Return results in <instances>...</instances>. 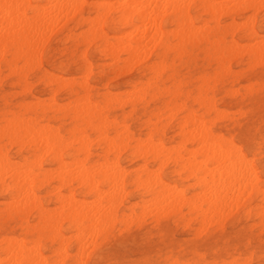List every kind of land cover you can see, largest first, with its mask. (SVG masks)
Returning a JSON list of instances; mask_svg holds the SVG:
<instances>
[{
	"label": "rangeland",
	"instance_id": "obj_1",
	"mask_svg": "<svg viewBox=\"0 0 264 264\" xmlns=\"http://www.w3.org/2000/svg\"><path fill=\"white\" fill-rule=\"evenodd\" d=\"M48 1L41 0L40 4L42 6L45 4L46 6L44 7L50 5L49 8L53 9L54 5L51 6L53 2L49 3ZM81 1L76 0L68 5L73 6V3L78 2L74 4V6L77 5L75 6V9H77L75 12L72 6H70L72 9L64 6V9L67 8L65 10L66 14L64 15L63 13H65V11L62 8L64 18L62 17L63 15H58V21L61 17L65 20L70 11L68 8L72 10L70 12L71 14L67 16L66 21H62L61 18L62 24L61 21H59L60 25H57L58 27L56 26L54 28L53 26L57 23L54 24L52 21L54 25L51 27V23L49 28L51 27L50 30L54 32L52 31L51 35L49 31V36L48 32H46L49 28L45 29V32L43 31L45 35L47 34L46 37L48 36V39L43 36L40 40L41 42L37 41L35 45L36 47L40 46L39 49L37 48L38 50H36V60L38 61L33 59L28 66H25V60L9 63L12 57L11 55H7V60L0 63V119H3L2 121L0 120V127L5 124L6 119H11L12 116L29 119L31 112L26 109L25 106L28 104L34 105V107H37V113L35 115L33 114L34 122L37 124L36 127L49 125L48 127L59 131L62 136L66 138L69 137L68 143L72 149L71 154L64 155L62 159L63 162L69 165L67 168L74 163L70 167L74 169V167H78V163L85 157L84 154H77V152H75L74 148L78 147V141L71 140L70 138L72 129L78 125L79 122H75L69 115H63L62 112L53 110H49L45 119H43L40 115V110L45 104L50 105L56 103L57 105H69L70 102L76 98L75 92L77 91L79 96L84 93L88 94L87 96L90 97V102L92 101L91 106L93 102H95L94 106L97 108L106 106L103 108V112L109 116V120L116 121V126L119 127V129L124 128L123 126H127L126 128H128L130 132L132 131V137L134 138L146 139L152 127L151 123H155L158 131L154 135V141H158V143L161 141L165 148H169L172 151L170 155L167 156L169 159H167L166 156L161 160H153L148 156L147 158H143L142 156L140 157L139 154L136 155V153H134L135 144L134 142H130L127 148L126 146H121L122 150H124H121L119 157L117 156V158H115L116 154L112 152H109V154L105 153L98 139L94 140L95 136L91 130L85 128L88 140L92 139V141H94L93 143L87 140V143H91L88 145V162L94 164L95 162H107L108 160L107 163L111 164L118 160V164L125 169L123 186L126 192L123 191L124 194L122 193L121 196L114 200V204L108 203L106 199L96 201L86 187L76 182L72 185V193L75 195V198L79 200L81 206L90 208L91 213L95 211V204L101 203L100 205H104V211L107 212L106 215L111 214V218L105 219L102 221V224H100V222L96 223L97 229H95L96 227L93 228L95 225H93L92 221L89 219L84 220L82 223L80 222V224L78 220L73 221L71 218L63 217L62 220L60 219L58 222L59 232L63 235V244L66 245L65 248L63 245L62 249L60 248V243L52 239L53 231L47 228L44 229L42 241L37 244L39 247L34 244L33 240L36 236V230L39 228L38 214L36 211L24 214H16L14 212L7 214L3 212V214H0V263L3 264V262H5V264H7V262H9L6 261L9 260V255L4 251L3 247H5V242L3 239L6 237H14V240L20 242L24 239L22 242H26V247L32 245L28 247L29 249L32 247L39 248L44 261H46V263L48 262L47 264H57L62 261L60 259H63L62 264H83V262L84 264H144V262L147 261H154L155 264H264V208L262 207V205L264 206V194L262 192L250 194V192L248 193V191H250L248 187L247 192H242L243 194L245 193L244 196H238L241 199L243 197V201H240V198L238 201L236 197V205L242 202L237 205L236 210L233 208L236 206L235 203H233L234 200H231V203L234 205L225 203L227 206L230 205L228 208H226L227 206L224 204L223 207L225 209H222V212L226 210L224 213L227 214L228 212L229 217L224 213L222 216L220 213H215L216 215L211 213L212 215L210 214L208 216L209 218L206 217V219L203 214L199 213L201 209L198 208L197 205L196 208L195 204L193 205V203H198V205H200L198 195L201 193V188L197 183V177H199L201 173L195 170L198 166L197 162L202 160L199 153L194 155L196 156L194 159L195 162L193 161V163H191L192 165L197 163V166L195 165L196 168H193L194 166L191 167V169L179 167V164L181 165V163L184 162V157L187 156L188 158L192 156L189 149L192 151V149L197 150L199 147H197V144L194 142H183L184 139L182 134L184 131L182 132L180 125L189 110L194 113L206 112V114H208V117H206V120H208V127L210 125L209 128H211L218 137H220L219 135H223V139L227 138L226 141H231L237 149L240 148L239 152H241V154L243 153L247 161L243 167L245 168L247 163L250 162L247 167L251 165L249 168L257 173L259 179H261L260 188L264 189V153L261 152V140H264V53L260 57L252 56L248 52L249 46L247 47L248 43L251 44L250 47L256 45V41L253 39L254 33L258 35L257 41L260 39L261 41L264 40V7L261 9H245L238 11L234 15V21H236L238 26L223 34V41L225 44L220 43L219 51L210 42L199 41L198 44L193 43L187 46L182 52L180 48L174 47L176 40L170 35V47L165 51L166 54L163 59H161L162 56H160V53L164 50L161 48H154L150 45L152 49L149 48L147 50L148 55L141 56L139 61L134 60L127 64L117 65L115 64L117 57L123 59L126 58L127 55L123 52H120L118 55L108 54L103 47L104 42L100 35L105 34L103 35L104 38L109 39L111 42H116L120 38L119 31L131 29L129 25L124 26L119 23V11L115 9V7L118 8L117 2L119 5L120 0ZM107 1L108 6L110 4L112 6L107 7ZM234 1L235 0H225L224 2L230 5ZM45 2L48 3L46 4ZM31 3L35 4L36 2L35 0H31ZM79 3L82 6H78ZM105 4L106 6L104 7ZM110 7L113 9H110ZM48 9L45 8L44 10L46 11ZM104 10H110L107 21L100 18L97 19L96 16L97 12H102ZM52 11L54 10H51V12ZM51 12L49 14H44L50 15ZM190 14L193 18H196V25L199 24V26L203 24V19H210L200 7H193ZM31 16L32 13L28 12L27 17ZM54 16L52 19L57 22ZM59 16L61 17L59 18ZM249 16L253 18L252 28L242 30L240 26L245 23L246 17ZM172 19L173 17L167 16L163 22V28L168 32L176 28ZM231 21L232 18L223 16L220 20V25H226ZM95 23L98 26H96ZM232 40L236 41L237 45L239 43L237 47L239 50H230ZM122 42L124 43V41H120L118 44L120 48L125 46V43L124 45L121 44ZM41 43H43L42 46L40 45ZM245 47H247V49ZM221 50H223V52H221ZM38 52H40V56ZM87 64L90 65L92 72L89 76H83L85 75L84 68ZM14 65H16V69H13ZM159 68L162 71L159 70ZM52 77H57L63 82L74 80L75 85L73 86V90L51 83L50 78ZM84 77L86 80H82ZM82 81L87 83V91L78 85ZM145 82H147L148 86H146ZM135 87L138 88L136 89ZM199 93L206 95L207 100L205 103H201V101L198 100ZM136 94H140L142 98H138L139 96ZM106 99H110V101L108 100V103H105V101H107ZM123 118L124 120L122 121ZM214 119L215 122L213 121ZM121 122H123L124 125ZM4 140H2V143L6 141ZM178 144L182 146L179 147ZM4 146L13 162L20 163V156L28 155V148L20 149L16 144L6 143ZM227 146L231 147L228 144ZM106 158L107 160H105ZM43 161L44 168L52 169L53 179L50 180L48 185L39 187L36 191L47 209L53 212L54 207L57 206L55 210L59 211L61 208H58L59 205L55 201L54 191L52 190V186L57 183L54 169L58 167V164L51 160H45V158H43ZM161 162H163L162 164L165 163V165L163 166ZM144 163L150 173L154 174L155 171L156 175L160 176L166 183L165 187L169 189L164 188L163 193L166 191L169 195L172 192L176 194V190L174 189H177V193L180 192V197L178 196L179 194L175 195V197L171 194L170 196L173 195L171 198L166 194L172 200L173 198L175 199L173 201L177 203H175L177 207L173 205V208H176L171 209V204L170 209L168 208L169 206L167 207V210L169 209L167 213L163 214L162 212L163 215L159 214L161 211L165 210V208H163L164 206H161L162 204L160 201H154L152 199L153 196L146 193L143 188H138L136 184L132 182L133 178L140 172L141 165ZM137 166H140V169H138ZM155 168L159 169L157 170L158 174ZM190 173H192L191 176L186 177L190 175ZM167 184H169L168 186L175 185L176 188L174 186L171 187L172 192H169L171 190L170 187L166 186ZM100 188H102V191L107 189L105 185H101ZM68 191L67 188H64L61 192L67 195L69 194ZM197 191H199V193ZM246 193H248L247 196ZM164 195L165 193L163 196ZM183 195L185 200L183 199ZM169 198L168 201H171ZM178 198L183 199V204H181L182 200ZM176 199L181 200V203H179L181 205L178 204ZM3 201H7L6 193L0 190V210L6 208V203ZM89 201L90 203H88ZM149 201H153L155 206L160 203L158 205L161 208V210L159 209L160 212H156V207L150 202L149 206L155 208H151L153 209V211L151 210L152 214H150L151 211H149L150 213L148 215L150 207L146 202L148 203ZM82 202L85 204H82ZM188 203L189 205L191 203V209L189 205H187ZM88 204H92L91 207ZM112 204L113 206H111ZM109 205L111 207H109ZM146 205L148 210L147 208L145 209ZM141 206H144V210H147L146 213L143 211V215H141ZM201 206L206 208L204 204ZM105 208H107V210H105ZM156 210L158 211V209ZM260 210H262V212H259ZM130 212L132 213L128 214ZM256 213H258V215ZM129 215L131 216L129 217ZM219 215L221 218H219ZM123 217H125L126 220ZM213 217L217 220L214 219V221ZM206 220L211 223H208ZM103 222L105 223V227H102V225L104 226ZM32 223H34V225H32ZM86 223H90L91 225L88 227ZM97 224L100 225L98 226ZM207 224L208 226H206ZM202 225H205L206 228L204 229L203 227L205 226L202 227ZM100 227L101 229H99ZM197 227L200 228H198L199 232ZM24 230L27 231L24 232ZM99 230H101V232ZM75 235L76 238L74 237ZM21 237L22 240H19ZM85 239L88 242L90 241L91 244L82 243L84 244V246H82L85 248V245L87 244L88 246L89 244L88 248H90V250L86 252L87 256L85 253V251H87L85 250L86 248H83L84 251H79L81 254L83 252L85 255L82 254L80 257L82 261H78V255L80 256V253L77 252V249ZM72 243L74 244L73 246ZM58 248L60 253L61 249L63 251L66 250L67 254L61 253V256L66 255L67 257L62 256V258H60V255H57L59 251ZM54 249L58 251H54ZM244 256H246L247 259ZM84 258L85 260L83 261ZM55 259L59 260L56 261Z\"/></svg>",
	"mask_w": 264,
	"mask_h": 264
},
{
	"label": "bare ground",
	"instance_id": "obj_2",
	"mask_svg": "<svg viewBox=\"0 0 264 264\" xmlns=\"http://www.w3.org/2000/svg\"><path fill=\"white\" fill-rule=\"evenodd\" d=\"M45 1H48V0H45ZM74 1H76V0H49L48 1L49 3L53 2L51 4V6H53V5L54 6L52 9V8H49L50 5H48L47 6L49 8L48 9L47 7H44V6H46L45 4L43 6L40 4L41 0H35V2H36L35 4H32L31 0H0V63L7 60V55H11V57H12V59L9 61V63H11V62L16 63L20 60H25V62H26L25 66H28L29 63L31 62V60H33V59L36 60V58H37L36 50H38L40 46L36 47L35 45H36L37 41H40L42 39L43 36L46 37V35H47V34L45 35L43 33V31L45 32L46 31L45 29L49 28L52 21L54 22V24L55 23H57V24L54 25L52 23L51 27H52V25H54L53 27L55 28L57 25H60L59 21H61V18L62 17L64 18V15L66 14L65 10L67 8L64 9V6L70 7L72 5H70V6H68V5L70 3L72 4V2H74ZM120 1H119V5L117 2L118 8L115 7V9H118V11H119V15H118L119 23L123 24L124 26L129 25L131 27V29L127 30V31H124V30L119 31L120 32V38L116 42H111L109 39L104 38L103 35H105V34L100 35L101 39L104 42L103 47L108 54L118 55V54H120V52H123L127 55L126 58H123V59L118 58L116 56L117 59L115 61V64H117V65L127 64L129 62L134 61V60L139 61L141 56L147 54V52H148L147 50L151 47L150 45H152L154 48H161L164 50L162 53H160V56H162L161 59H163L165 54H166L165 51L170 47V40H169L170 35H172V37L176 40L174 47L180 48V50L182 52L186 49L187 46L192 45L193 43L198 44L199 41L210 42L219 51L220 43L225 44L223 41L224 40L223 34L228 32L230 29H234L238 26L236 21H234V15L238 11L245 10V9H259V8L261 9L264 7V0H237V1L235 0L230 5H227L224 2L225 0H123L121 2ZM83 2H85V1H83ZM77 3L78 2L73 3L72 7L74 8V12H75V10H77V9H75V6H77V5L74 6V4H77ZM81 3H82V1H81ZM99 3H97V4H99ZM80 5L81 4L79 3L78 6H80ZM105 6H106V4L104 5V7ZM109 6H112V5L110 4ZM109 6H108V1H107V7H109ZM115 6H116V4H115ZM193 7H200L202 9V11L207 16H209L210 19L209 20L203 19L202 25L201 24H200V26H199V24L196 25V21H195L196 18H193L192 15L190 14L191 9ZM45 8L48 9L50 12H51V10H54V11H52L50 15H45L44 13H48V14L50 13L48 10H46L47 11L46 12L44 10ZM62 8L65 11V13H63L64 15L62 14ZM113 8H114V6H113ZM113 8L110 7V9H113ZM71 9L68 8V10H70L69 14H71L70 13L72 11ZM107 9H109V8H107ZM55 10H56V12L58 10V12L56 13ZM68 10H67V12H68ZM109 11L104 10L102 12H97V14H96L97 19L100 18V19H104V21L105 20L107 21L108 17H109ZM28 12L32 13L31 17H27ZM60 12H61V14H60ZM58 15H61V16L63 15L62 17L59 16V18L61 17L59 21H58V17H57ZM53 16L55 19H57V22L54 21V19H52ZM67 16H66V18H67ZM96 16H95V18H96ZM167 16L173 17L172 22L176 26L175 30H173V31L171 30V32H168L163 28V22ZM223 16H227V17L232 18V21L226 25L221 26L220 20ZM63 18H62V21L64 20ZM66 18L64 21H66ZM62 21H61V24H62ZM252 22H253V18H251V16L246 17L245 23L243 25H241L240 27H242V30H245V29L247 30L249 28H252V26H251ZM99 25H101V24H99ZM96 26H98V25L96 24ZM51 27L49 28V30L47 29V31H46V32L49 31L50 35L53 31V30H50ZM91 29H92V26H91ZM49 32H48V36H49ZM99 33H100V31H99ZM48 36L46 37L47 39H48ZM46 38H44V39H46ZM257 38H258V35L256 33H254L253 39L256 41V45L255 46L253 45V47H250L251 44L248 43L249 45L247 44V47L249 46L248 52L252 56L260 57L264 53V43H262V42H264V40L261 41V39L260 40L258 39L259 41H257ZM120 41H124V43H125V46L122 48H120V46L118 45ZM42 42H43V40H42ZM45 43H46V41H45ZM124 43L122 42L121 44L124 45ZM42 44L43 43H41L40 45L42 46ZM231 44H232L231 48L228 47V48H230V50L238 49L237 47H238L239 43L237 45V42L232 40ZM123 45H121V46H123ZM242 46H240V47H242ZM247 47H245V48L247 49ZM223 48H225V47H223ZM150 49H152V48H150ZM40 52H38V54ZM221 52H223V50H221ZM39 56H40V54H39ZM113 57H115V56H113ZM39 59H40V57H39ZM145 59H146V56H145ZM114 60H115V58H114ZM36 61H38V60H36ZM112 61H113V59H112ZM161 62H160V65H161ZM13 67H14L13 69H16L15 68L16 65H14ZM161 67H162V65H161ZM33 69H34V67H33ZM163 69H164V67H163ZM159 70H161V69L159 68ZM157 71H158V68H157ZM91 72H92L91 67L89 64H87V66L84 68L85 75H83V76H86V75L89 76V74ZM59 77H61V76H59ZM3 78H5V77H3ZM82 80H86V78L84 77V79H82ZM50 82L56 84L57 86H63L65 88H68L70 90H73V86L75 85L74 80L73 81L68 80V81L63 82V81H60V79L57 77L50 78ZM145 84H146V86H148L147 82H145ZM78 85H80L81 88H83V89H85V91H87L86 89H87L88 85L86 82L82 81ZM75 93H76V95H75L76 98L70 102V104H69L70 106L67 104L57 105L56 103H52L50 105L45 104L44 106L41 107V110H40V115L43 119H45L46 114L49 110H53L56 112H62L63 115H69L75 122H79V124L76 125L72 129L70 138H71V140L73 139V140L78 141L77 143L79 145H78V147L74 148L75 152H77V154H84L85 157H83L84 159L81 160V162L79 161L80 163H78V167H74V169H73V167L70 168L71 165L74 163H72L70 165V167L67 168V166H69V165L66 164L65 162H63V159H62L64 155H70L71 154L72 149L70 148V144L68 143L69 137L66 138V137L62 136L59 133V131L54 130L51 127H48L49 125L36 127L37 124H36V122H34L33 114L35 115L37 113L36 112L37 107H34V105L28 104L25 106V108L31 112L29 119L12 116L13 118L11 117V119H6L5 124L3 126L1 125V127H0V190L2 192L6 193V198H7L6 202L3 201L6 203L5 204L6 208L3 210H0V214L1 213L3 214V212H6L7 214H9L10 212H12V213L14 212L16 214H24V213H29V212L31 213L32 211H36L38 214V226H39V228L36 230V236H35L33 242L37 247H39V245H37V244H39L42 241V237H43L45 228L49 229L50 231H53V233H52L53 236L51 235L52 239L60 243V245H61L60 248L63 247V245H64L63 244V235L60 234L59 229H58V226H59L58 222L60 221V219L62 220L63 217L71 218L73 221L78 220L79 223L80 222L82 223L84 220L89 219L90 221H92L93 225H95L96 223H99V222H100V224H102V221H104L107 218L108 219L111 218V214L106 215L107 212L104 211V205H100L101 203L95 204V207H94L95 211L92 213L90 211V208L81 206L79 203V200H77L75 198V195L72 193L73 183L76 182V183L81 184L82 186L86 187L89 190L92 197H94L96 201L97 200L101 201V200L106 199V200H108V203H110V204L113 203L114 200H116L119 196H121V194L124 191L123 184H124V180H125L124 179L125 178V171H124L125 169L122 168L118 164V160L116 162L111 163V164L107 163L108 162L107 158L105 159V160H107V162L106 161L95 162L94 164H91L88 162V158H87L89 155L88 145H90L91 143L89 142L90 143L89 144L87 142L92 141V139L88 140V137H87L88 135H87L85 128H89L91 130V132L95 136L94 140L98 139V141L100 142V145L103 148V151L105 153H108V154H109V152L116 154L115 158H117V156L119 157V153L122 150L121 146H126V148H127V146L130 144V142H134V144H135L134 145V153H136V155L139 154L140 157L142 156L143 158L144 157L147 158V156H148L153 160H161L165 156L167 158V156H169L171 151H172L169 148H165V146L162 145L161 141L159 143H158V141L157 142L154 141V135L158 131V128L156 127L155 123H151L152 127L150 128V131L147 134L148 137L147 136H146L147 138L145 137L146 139L134 138V137H132V133H131L132 131L130 132V130L128 128H126L127 126H123L124 128L119 129V127L116 126V121L109 120V116L105 112H103L104 111L103 108H105L106 106L97 108L96 106H94L95 102H93L92 106H91L92 101L90 102V99H89L90 97L87 96L88 95L87 93H84L80 96H79L77 91ZM237 93H238V90H237ZM143 95H144V93H143ZM137 96H139L138 98H140V97L142 98V96L140 94ZM115 99H116V97H115ZM106 100L107 101H105V103H108V100L110 101V99H106ZM198 100H200L201 103H205L207 100L206 95L199 93ZM121 101H122V99H121ZM119 104H120V102H119ZM93 106H94V108H93ZM107 111H109V110H107ZM168 115H169V113H168ZM206 117H208V114H206V112L205 113H196V112L194 113L191 110H189V112L184 117V120L182 121V123L180 125L182 132L184 131L182 134L183 139H184L183 142H186V141H190L191 143L194 142L197 144V147L198 146L199 147L197 149L195 146V148L197 150L192 149V151H191V149H189L190 152L192 153V156L190 153L191 157H188V158H187V156L184 157L185 158L184 162L181 163V165L179 164V167H182L183 169L184 168H190L191 169V167H193V166H194L193 168H196L195 165L198 163V166L196 165L197 169H195V170L197 172L201 173V175L199 177H197V180H198L197 183L201 188V191H200L201 193L199 195H198L199 191H197L198 192L197 195L199 196V200H200L199 201L200 205H198V203H193V205L195 204V208L197 205L198 208L201 209L202 213L201 212H199V213L203 214L204 218L208 217L211 213H213L214 215H216L215 213H220L222 216V214L226 211L225 210L222 212V209H225L223 207L224 204L226 203V204L231 205V204L235 203V201L237 200L236 197L238 198V201H239L240 197H238V196H244L245 193L243 194L242 192H245V191L247 192L248 187L250 188V191H248V193L250 192V194H252L254 192H262L264 194V189L260 188V182H261L260 180L261 179H259L257 173L254 170H251L249 168L251 165L249 167H247L250 162L247 163V166L245 165L246 166L245 168L243 167L247 161H246V158L243 155V153L241 154V152H239L240 148L237 149L236 146H234V144H232L231 141H229V142L226 141L227 138L223 139L222 138L223 135L222 136L219 135L220 137H218L212 131V129L209 128L210 125L208 127V120H206ZM123 120H124V118L122 119V121ZM219 120H220V118H219ZM213 121L215 122V119ZM121 123H123V122H121ZM189 124H190V126H189ZM111 125H113V126H111ZM123 125H124V123H123ZM167 125H168V122H167ZM2 140H4L5 142L2 143ZM92 142L94 143V141H92ZM5 143L6 144H16L17 146H19L20 149L28 148L29 149V151H27L28 155H21L20 156V160H21L20 163L19 162H13L10 159V157L7 153V150L5 149V146H4ZM227 144L231 147H228ZM178 146L180 147L182 145L178 144ZM176 150H175V152H176ZM9 153H11V152H9ZM197 153H199V156L202 160L199 159L201 162L199 161L195 165H192L191 163H193V161L195 162L194 159L196 156H194V155H196ZM187 155H189V154H187ZM180 156H178V157L181 158ZM43 158H45V160L54 161L58 164V167L56 169H54L55 173H56L55 177L57 179V183H56V185L52 186V190L54 191L55 201L59 205L58 208H61V210H59V211L55 210V209H57V206L54 207L53 212L50 211L49 209H47L43 205V203L39 197L40 195H38V193L36 191L37 188L42 187L44 185L45 186L48 185L50 183V180L53 179L52 172H51L52 169H46L43 166V162H44ZM167 159H169V158H167ZM75 161H77V160H75ZM166 162H168V161H166ZM67 163H68V161H67ZM162 163L163 162H161V164ZM75 165H76V163H75ZM162 165L164 166L165 163ZM137 167H136V169H137ZM139 167H138V169H140ZM247 168H249V169H247ZM153 170H154V168H153ZM153 170H151V171H153ZM157 170H159V169H156V171ZM192 173H190V175H187L186 177L191 176ZM157 174H158V171H157ZM197 176H198V174H197ZM132 182L135 183L138 188H143L146 193H149L151 196H153L152 199L154 201L155 200L160 201V203L162 204L161 206L162 207L164 206L163 208H165V210L164 209H162V210H164L166 212H164V211L160 212L161 208H160V206H158L160 203L155 206L153 201H149L148 203L146 202V204L148 206L150 205L149 203L151 202L152 205L155 206L156 209H158V211L156 209H155V211L160 212L159 213L160 215L162 214V212H163V214L167 213L171 207H172L171 209H174L177 207V205H176L177 203L175 201H173L175 199L174 198H173V200L171 199L173 197V195L175 197V195H178L180 193V192L177 193L178 192L177 189L173 188L174 190H176V194H173L175 192H172L171 187H173V186L175 187V185L168 186L169 184H167L166 186L170 187V190H171L169 192H172L171 194H173V195L170 196L171 194L169 195V193L167 194V192L165 191L164 192L165 195L163 196L164 188H166V189H169V188L165 187L166 183L162 180V178L160 176L156 175L155 171H154V174L150 173V171L147 169V166L145 163L143 165H141L140 172L137 173V175L133 178ZM101 185H105L107 187V189L102 191V188H100ZM64 188H67L69 190L68 191L69 194L64 195L61 192L62 189H64ZM124 192H126V191H124ZM235 193H237V194H235ZM248 193H246V196ZM166 194L171 198H169ZM182 194H183V192H182ZM44 195H46V194H44ZM197 195H195V196H197ZM178 196L180 197V194ZM183 197H184V195H183ZM168 198L171 199V201H168ZM178 199L182 200V203H181V200L176 199L178 204L179 203L183 204V199L185 200V197L183 199L182 198H178ZM242 199H243V197H242ZM242 199L240 198V201L244 200V199L243 200ZM227 200H229L230 202ZM231 200H234V202L231 203ZM84 201H86V200H84ZM196 202H197V200H196ZM88 203H90V201ZM97 203H99V202H97ZM241 203L239 202V204H241ZM82 204H85V203L82 202ZM92 204H94V203H92ZM92 204H90V205L88 204V205L91 207ZM113 204L111 206H113ZM171 204H172V206L170 207ZM181 204H179V205H181ZM202 204H204L206 206V208H203L201 206ZM226 204H225V206H227ZM239 204L237 203V205H239ZM88 205H86V206H88ZM141 205H143V204H141ZM147 205H146L145 209L147 208ZM173 205L176 207L173 208ZM187 205H189V203ZM190 205H191V203H190ZM190 205H189V208L191 209L192 206H190ZM230 205H228L226 208H228ZM235 205H236V203H235ZM237 205L233 207V208H235V210H236ZM105 206H107V205H105ZM111 206L109 205V207H111ZM144 206L143 207L141 206V208H142V211L140 210L142 213L141 215H143V211H145V213H146L148 210V208H147V210H144ZM167 207L169 208L168 210H167ZM262 207L264 208L263 205H262ZM107 208H105V210H107ZM151 208H153V207L149 208L150 210H148V215L150 213L149 211H151V210L153 211V209H154V208L153 209H151ZM233 208H231V209H233ZM178 209H179V206H178ZM193 209H194V207H193ZM193 209H192V211H193ZM231 209H230V211H231ZM108 210H109V208H108ZM235 210H234V212H235ZM152 211L150 214H152ZM132 212H133V210H132ZM132 212H130L128 214H131ZM259 212H262V210H260ZM103 213H105V214H103ZM258 213H256V214L258 215ZM126 214H125V216H126ZM224 214H226V213H224ZM170 215H171V213H170ZM226 215L228 216V212ZM130 216L131 215H129V217ZM227 216H226V218H227ZM132 217H134V216H132ZM138 217H140V216H138ZM146 217H147V215H146ZM217 217H218V214H217ZM123 218H125V217H123ZM127 218H128V216H127ZM219 218H221L220 215H219ZM214 219L217 220L216 218L213 217V220ZM125 220H126V218H125ZM213 220H211V221H213ZM206 221H208V220H206ZM130 222H132V221H130ZM223 222H224V220H223ZM208 223H211V222L208 221ZM229 223H231V222H229ZM236 223H237V221H236ZM86 224H88V223H86ZM100 224H97V225L99 226ZM32 225H34V223H32ZM61 225H63V224H61ZM90 225L91 224L89 223L88 227ZM92 226H91V229H92ZM203 226H205V225H202V227ZM206 226H208V224ZM206 226L203 228L205 229ZM95 227H96V225L93 226V228H95ZM102 227H105V223H104V226L102 225ZM198 228L199 227H197V229ZM95 229H97V227ZM99 229H101V227ZM103 229H102V231H103ZM199 229H198V232H199ZM204 229H203V231H204ZM227 229H228V226H227ZM25 231H27V230H24V232ZM93 231H94V229H93ZM99 231L101 232V230H99ZM201 232H202V229H201ZM78 233H79V231H78ZM88 233H89V231H88ZM131 233H133V232H131ZM177 233H178V231H177ZM74 237L76 238V235ZM78 237H79V234H78ZM78 237H77V239H78ZM14 239H15L14 237L13 238H9V237L7 238L6 237L3 239V241L5 242V247H3L4 251L7 255H9L8 256L9 260H6V261H9V262H7V264H21V263H25V264H47L48 263V262L46 263V261H44V258L42 257L43 255L39 251V248H33L32 247L29 249L28 247H30L32 245L26 247V244H25L26 242H22L24 240V239L22 240V237H21V239L19 238V240H22L21 242L18 240H14ZM45 239H47V238H45ZM73 243H74V241H73ZM73 243H72V246L74 245ZM82 243H90V241L88 242L85 239L84 242H81V245L78 246L77 252L80 253L81 251H84L85 248H86L85 250H87V251H85V253L88 252V250H90V248H88L89 244H88V246L86 244L85 248H84L83 247L84 244H82ZM113 244H116V243H113ZM36 246H34V247H36ZM65 246L66 245H64V248H65ZM90 246H92V245H90ZM62 249H61V253L67 254L66 250L63 251ZM56 250L57 249H54V251H56ZM58 250H59V248H58ZM54 253H56V252H54ZM61 253H60V250L57 252V255H60V258H62V256H66V255L61 256ZM1 254H3V253H1ZM82 254L85 255L83 252H82ZM82 254L80 253V256L78 255V257H79L78 261H82V260H80V259H82V258H80L82 256ZM86 256H87V253H86ZM76 257H77V255H76ZM244 257H246V256H244ZM85 258L83 259V261L85 260ZM246 259H247V257H246ZM45 260H46V258H45ZM58 260H56V261H58ZM60 260H62V261L58 262L57 264H59V263L62 264L63 259H60ZM1 261H3V260H1ZM78 261H77V263H78ZM3 264H5V262H3ZM80 264H82V263H80ZM83 264H84V262H83Z\"/></svg>",
	"mask_w": 264,
	"mask_h": 264
},
{
	"label": "snow or ice",
	"instance_id": "obj_3",
	"mask_svg": "<svg viewBox=\"0 0 264 264\" xmlns=\"http://www.w3.org/2000/svg\"><path fill=\"white\" fill-rule=\"evenodd\" d=\"M261 152L264 153V140H261ZM144 264H155L154 261H147Z\"/></svg>",
	"mask_w": 264,
	"mask_h": 264
}]
</instances>
